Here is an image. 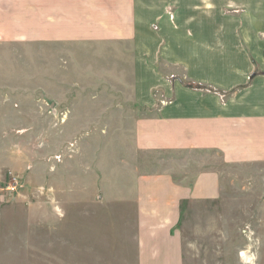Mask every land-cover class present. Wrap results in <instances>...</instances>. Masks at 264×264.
Listing matches in <instances>:
<instances>
[{
	"label": "rangeland",
	"instance_id": "1",
	"mask_svg": "<svg viewBox=\"0 0 264 264\" xmlns=\"http://www.w3.org/2000/svg\"><path fill=\"white\" fill-rule=\"evenodd\" d=\"M31 31L30 41H0V264H134L143 190L135 180L156 177L167 190L187 174L174 159L190 172L184 184L197 175L196 151L145 153L135 130L152 128L164 143L156 138L161 112L196 96L199 84L163 72L142 97L157 105L125 108L122 98L134 92L107 80L100 58L86 61L83 44L44 42ZM251 172L249 186L228 177L219 204L183 199L186 264H243L250 230L264 264V187L261 172ZM117 244L122 259L108 262Z\"/></svg>",
	"mask_w": 264,
	"mask_h": 264
},
{
	"label": "crops",
	"instance_id": "2",
	"mask_svg": "<svg viewBox=\"0 0 264 264\" xmlns=\"http://www.w3.org/2000/svg\"><path fill=\"white\" fill-rule=\"evenodd\" d=\"M31 28L44 42L83 44L86 61L100 58L106 79L134 92L122 98L125 108L157 105L142 97L164 82L163 72L199 84L196 96L161 112L166 125L156 138L164 143L152 128L134 133L145 153L196 151L194 185L184 184L190 172L177 159L187 174L167 190L156 177L135 180L143 190H136L137 241L129 246L134 264H186L178 226L184 198L219 204L228 177L249 186L251 171L261 172L264 187V0H0V41H30ZM253 236L239 254L243 264H258ZM116 246L108 262L122 259Z\"/></svg>",
	"mask_w": 264,
	"mask_h": 264
}]
</instances>
